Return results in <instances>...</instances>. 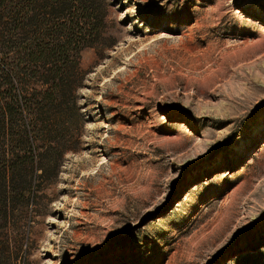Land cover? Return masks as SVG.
Segmentation results:
<instances>
[{"label":"rangeland","instance_id":"rangeland-1","mask_svg":"<svg viewBox=\"0 0 264 264\" xmlns=\"http://www.w3.org/2000/svg\"><path fill=\"white\" fill-rule=\"evenodd\" d=\"M94 2L0 264H264V0Z\"/></svg>","mask_w":264,"mask_h":264},{"label":"trees","instance_id":"trees-1","mask_svg":"<svg viewBox=\"0 0 264 264\" xmlns=\"http://www.w3.org/2000/svg\"><path fill=\"white\" fill-rule=\"evenodd\" d=\"M103 21L94 0H0L1 236L13 201L28 196L32 181L56 172L70 148L50 136L46 113L78 111L80 55L102 36Z\"/></svg>","mask_w":264,"mask_h":264}]
</instances>
